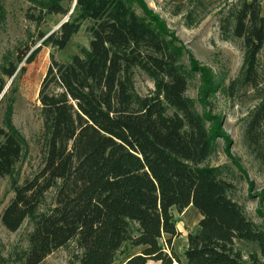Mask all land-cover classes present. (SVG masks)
Listing matches in <instances>:
<instances>
[{
  "label": "trees",
  "instance_id": "1",
  "mask_svg": "<svg viewBox=\"0 0 264 264\" xmlns=\"http://www.w3.org/2000/svg\"><path fill=\"white\" fill-rule=\"evenodd\" d=\"M40 1L39 19L72 11L57 31L41 37L44 46L64 50L85 22L91 40L69 63L52 54L41 86L42 163L13 185L1 217L13 233L33 222L21 264H42L70 243L81 254L76 264H117L127 245L140 253L126 264H264V224L231 197L234 185L218 167L204 165L218 130L207 127L186 96L190 71L203 69L190 57L188 70L186 49L166 23L145 0H72L67 8L66 0ZM262 2L230 5L221 24L223 36L243 42V83L254 90L262 84ZM18 70L10 64L3 74L14 83ZM137 71L154 83L146 95L137 91ZM8 82L0 83V95ZM245 135L263 159L264 95ZM22 156L19 136L0 126V177L12 175ZM53 189L54 206L40 213ZM190 206L202 218L187 235L183 263L174 250L181 233L173 211ZM244 245L251 247L247 256ZM1 247L0 241V264H10Z\"/></svg>",
  "mask_w": 264,
  "mask_h": 264
},
{
  "label": "rangeland",
  "instance_id": "2",
  "mask_svg": "<svg viewBox=\"0 0 264 264\" xmlns=\"http://www.w3.org/2000/svg\"><path fill=\"white\" fill-rule=\"evenodd\" d=\"M0 83L9 81L0 95V126L15 132L23 146V156L12 175L0 177V241L1 251L10 264H21L18 257L27 250L28 234L33 229L28 219L17 232L8 231L1 217L14 197L13 185L23 183L42 163L43 123L40 116L39 93L54 54L60 63H69L90 45L91 35L85 22L64 50L43 45V35L58 30L63 15H47L39 19L40 0H0ZM72 0L63 2L65 7ZM175 35L187 54L183 63L190 69V57L200 69L190 71L189 98L196 112L205 116L207 127L218 130L213 152L205 166L218 167L222 177L234 185L231 197L242 205L247 216L259 225L264 224V158L260 159L246 142V126L251 111L264 95V51L260 54L261 86L252 89L244 85L245 49L243 42L221 33L223 18L229 6L241 0H145ZM140 12V11H139ZM34 15V17H32ZM35 52L32 63L27 62ZM26 56L20 61L22 56ZM19 66L13 83L3 74V68ZM136 88L141 95L154 90L153 81L142 71L135 76ZM13 83V84H12ZM264 152V145L261 148ZM56 190L49 191L40 208L48 212L55 204ZM181 237L175 239V249L183 263L188 246L187 235L199 224L200 212L190 206L182 213L173 211ZM244 255L251 247H242ZM136 249L127 245L122 254H133ZM80 251L75 243L59 249L43 264H76ZM120 261V258L118 259ZM175 264H178L177 262Z\"/></svg>",
  "mask_w": 264,
  "mask_h": 264
},
{
  "label": "crops",
  "instance_id": "3",
  "mask_svg": "<svg viewBox=\"0 0 264 264\" xmlns=\"http://www.w3.org/2000/svg\"><path fill=\"white\" fill-rule=\"evenodd\" d=\"M248 1H250V0H248ZM262 14L264 15V0H263V2H262ZM201 217V216H200ZM202 218V217H201ZM201 220V219H200ZM178 230H179V232L181 233V230L178 228ZM180 237H181V235H180ZM178 239V238H177ZM174 250H175V252L177 253V251H176V249H175V241H174ZM140 253V249H136L135 251H134V253L133 254H120L119 256H118V259L120 258V261H117V264H126V262H127V260L130 258V257H133V256H135V255H138ZM178 254V253H177ZM50 257V256H49ZM48 257V258H49ZM48 258L45 260V261H47L48 260ZM44 261V262H45ZM43 262V263H44ZM42 263V264H43ZM148 264H160V263H156V262H153V261H151V262H149Z\"/></svg>",
  "mask_w": 264,
  "mask_h": 264
},
{
  "label": "water",
  "instance_id": "4",
  "mask_svg": "<svg viewBox=\"0 0 264 264\" xmlns=\"http://www.w3.org/2000/svg\"><path fill=\"white\" fill-rule=\"evenodd\" d=\"M72 14V11L70 12V14L61 22V24H60V26H59V28L65 23V22H67L68 20H69V17H70V15ZM58 28V29H59Z\"/></svg>",
  "mask_w": 264,
  "mask_h": 264
}]
</instances>
